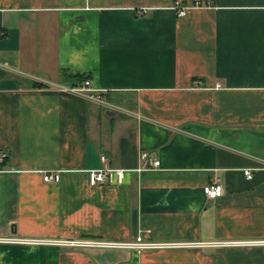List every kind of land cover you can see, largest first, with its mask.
<instances>
[{"label": "crops", "instance_id": "obj_1", "mask_svg": "<svg viewBox=\"0 0 264 264\" xmlns=\"http://www.w3.org/2000/svg\"><path fill=\"white\" fill-rule=\"evenodd\" d=\"M175 1L0 0V237L229 243L0 242V264H264L231 243L264 238V0ZM80 75L111 108L60 89ZM105 165L131 171L90 185Z\"/></svg>", "mask_w": 264, "mask_h": 264}, {"label": "built area", "instance_id": "obj_2", "mask_svg": "<svg viewBox=\"0 0 264 264\" xmlns=\"http://www.w3.org/2000/svg\"><path fill=\"white\" fill-rule=\"evenodd\" d=\"M173 8L177 12L178 16H185L191 5H183L180 1H175ZM146 10H141L140 12H145ZM63 90H71L79 94L85 95L86 97L96 100L106 106L110 107V104L106 101L104 94L91 85V80H84L81 86H76L73 88L60 87ZM6 153L0 154V158L3 159ZM102 161L107 160L106 156L102 155ZM141 159L150 161L153 167L160 166V160L154 157L153 153L148 151L141 152ZM131 171L126 168L112 167L105 165L101 168H95L88 170V179L90 185H97L102 183H122L124 180L125 173ZM245 173L251 177L250 170H245ZM43 178L47 182H58L61 178L60 171H49L44 172ZM223 186L219 183H209L204 187V193L208 198H217L223 195ZM1 243H14V242H24V243H53L59 245H71V246H103V247H115V246H131V247H175V246H188V247H199L208 245H222L229 242L220 243H205V242H143L138 239L136 242H117V241H104V240H94V239H68V240H45V239H20L15 237H0ZM231 243L235 244H249L256 246H264L263 239H253L247 241H234Z\"/></svg>", "mask_w": 264, "mask_h": 264}, {"label": "trees", "instance_id": "obj_3", "mask_svg": "<svg viewBox=\"0 0 264 264\" xmlns=\"http://www.w3.org/2000/svg\"><path fill=\"white\" fill-rule=\"evenodd\" d=\"M79 77H80V81H81V82H82V81L84 82V80L88 79V77L83 76V75H80ZM3 164H5V160H4V163H0V167H2Z\"/></svg>", "mask_w": 264, "mask_h": 264}]
</instances>
